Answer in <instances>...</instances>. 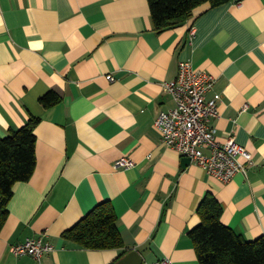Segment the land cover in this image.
<instances>
[{
	"label": "crops",
	"instance_id": "crops-1",
	"mask_svg": "<svg viewBox=\"0 0 264 264\" xmlns=\"http://www.w3.org/2000/svg\"><path fill=\"white\" fill-rule=\"evenodd\" d=\"M194 32V35H193ZM216 78L211 121L252 153L229 183L167 147L155 126L175 107L164 84L180 63ZM111 76L115 80L111 81ZM49 92L61 101L45 108ZM39 119L37 166L14 186L0 233V264H200L189 232L208 193L222 223L248 241L264 236V0L203 5L184 25L158 32L148 0H0V139ZM123 157L136 166L116 169ZM112 203L123 250L93 251L63 237L100 203ZM41 262L11 248L42 234Z\"/></svg>",
	"mask_w": 264,
	"mask_h": 264
},
{
	"label": "trees",
	"instance_id": "trees-1",
	"mask_svg": "<svg viewBox=\"0 0 264 264\" xmlns=\"http://www.w3.org/2000/svg\"><path fill=\"white\" fill-rule=\"evenodd\" d=\"M240 0H148L158 32L184 25L194 11L206 4L212 8ZM60 97L49 92L40 99L45 108L57 105ZM39 119L32 118L19 129L0 139V233L8 217V206L14 196V186L28 182L36 169L35 129ZM223 207L208 193L198 209L201 223L189 232L200 264H264V236L248 241L243 235L222 223ZM63 237L80 248L93 251L123 250L124 239L118 217L111 202L95 207ZM127 255L123 251L121 258Z\"/></svg>",
	"mask_w": 264,
	"mask_h": 264
},
{
	"label": "built area",
	"instance_id": "built-area-1",
	"mask_svg": "<svg viewBox=\"0 0 264 264\" xmlns=\"http://www.w3.org/2000/svg\"><path fill=\"white\" fill-rule=\"evenodd\" d=\"M108 78L115 80L111 76ZM215 84L213 75L194 69L190 61L181 62L178 77L164 84V91L173 97L175 107L162 112L155 126L167 147L189 158L209 175L229 183L237 174L247 173V166L241 159L251 164L252 153L238 145L234 137L224 144L217 141L216 130L210 123L219 117L221 95L216 94L208 99V93ZM135 166L129 157H123L115 163L116 169L130 170ZM53 251L54 247L47 240L46 233L38 239L27 240L11 248L16 257L30 256L38 262ZM155 264L173 263L164 258Z\"/></svg>",
	"mask_w": 264,
	"mask_h": 264
},
{
	"label": "water",
	"instance_id": "water-1",
	"mask_svg": "<svg viewBox=\"0 0 264 264\" xmlns=\"http://www.w3.org/2000/svg\"><path fill=\"white\" fill-rule=\"evenodd\" d=\"M191 160L189 158L184 159V165L190 163ZM143 259L137 251H131L127 255L124 256L117 264H142Z\"/></svg>",
	"mask_w": 264,
	"mask_h": 264
}]
</instances>
